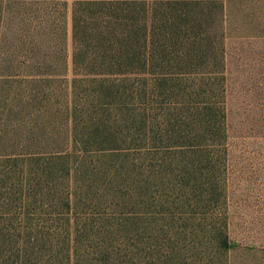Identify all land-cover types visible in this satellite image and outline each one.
Wrapping results in <instances>:
<instances>
[{
	"label": "rangeland",
	"instance_id": "obj_1",
	"mask_svg": "<svg viewBox=\"0 0 264 264\" xmlns=\"http://www.w3.org/2000/svg\"><path fill=\"white\" fill-rule=\"evenodd\" d=\"M72 2L0 0V264H264V0H129L97 82Z\"/></svg>",
	"mask_w": 264,
	"mask_h": 264
},
{
	"label": "trees",
	"instance_id": "obj_2",
	"mask_svg": "<svg viewBox=\"0 0 264 264\" xmlns=\"http://www.w3.org/2000/svg\"><path fill=\"white\" fill-rule=\"evenodd\" d=\"M44 4V7L39 8L44 10L46 14L43 29L51 37L57 30L52 17L50 18L53 3L46 1ZM124 11L129 14V0H73L71 7V63L73 71L84 69L86 74H94L90 81L97 82L100 80L101 74L112 73V67L115 63L122 64V60L116 58L113 62L108 55H121L123 51H120L122 39H129V29L121 26V22L125 18H122L120 13ZM121 27L126 31L127 36L124 38H120ZM41 33L39 28L37 34L41 35ZM85 35L89 36L87 40L90 41L88 43H92V51L89 57L85 55L82 57L86 45L80 49V43H78L80 40L83 41L82 43L85 42ZM46 48L50 49L48 43ZM120 71L119 69L115 70V72ZM72 81L74 82L75 78H72ZM79 147L81 150L86 149L84 144L79 145ZM218 244L224 248L229 246L226 239L218 240ZM59 253L58 250L49 256L50 258L57 257L60 256ZM45 263L51 264L49 260Z\"/></svg>",
	"mask_w": 264,
	"mask_h": 264
}]
</instances>
